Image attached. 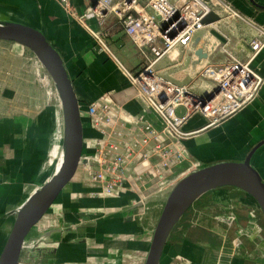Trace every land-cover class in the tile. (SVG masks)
Masks as SVG:
<instances>
[{
    "label": "crops",
    "instance_id": "0c3cea01",
    "mask_svg": "<svg viewBox=\"0 0 264 264\" xmlns=\"http://www.w3.org/2000/svg\"><path fill=\"white\" fill-rule=\"evenodd\" d=\"M206 1L222 12L220 21L196 30L185 46H174L151 66L155 75L186 87L196 97L215 86L203 71L223 68L234 60L247 62L249 42L257 30L264 29V0ZM89 3L73 0V7L82 13L92 5ZM223 5L232 13L224 12ZM146 11L154 14L149 8ZM0 16L38 31L61 59L78 101L83 142L98 136L89 125L87 108L103 95L111 98L112 113L135 138L140 136L134 122L139 114L156 129L161 127L123 70L137 73L153 56L148 47L134 44L115 16L107 15L103 25L96 20L87 22L103 35L112 55L101 51L88 31L55 0H0ZM154 45L162 48L160 40ZM197 49L206 58L196 57ZM3 53L8 56L6 65L17 57L22 61L19 69L26 65L27 74L32 73L30 50L0 41V55ZM248 66L263 78L257 96L217 124L210 125L198 112L185 120L182 131L190 135L182 142L184 160L165 172L163 193L152 194L156 188L151 184L144 187V193H150L144 203L147 211L133 203L131 193L118 198L91 196L79 167L52 208L26 236L15 264H144L165 203L182 179L218 164L242 163L251 154L249 164L264 184V50ZM7 69L6 82H0V98L6 106L0 114V255L19 209L50 175L46 159L57 116L55 105L37 114L29 111L30 92L21 96L23 90L19 92L13 85L21 90L31 81H18L13 70ZM158 264H264V220L256 198L234 186L199 196L174 225Z\"/></svg>",
    "mask_w": 264,
    "mask_h": 264
},
{
    "label": "built area",
    "instance_id": "2783aa9c",
    "mask_svg": "<svg viewBox=\"0 0 264 264\" xmlns=\"http://www.w3.org/2000/svg\"><path fill=\"white\" fill-rule=\"evenodd\" d=\"M55 1L67 16L88 31L101 51L112 55L103 35L91 29L87 22L96 20L103 25L104 18L113 15L134 44L139 48L148 47L153 56V61L137 73L126 71L114 59L143 98L145 109L157 116L161 127L156 129L144 114H139L134 122L140 136L135 138L126 124L112 113L111 98L103 95L87 108L89 125L98 136L83 142L79 165L91 196L118 198L131 193L135 196L133 203L147 211L144 203L150 193H144V187L151 184L156 188L152 194L163 193L167 186L165 172L184 160L182 142L190 135L182 131L185 120L198 112L214 125L240 111L257 96L263 78L249 68L248 61L264 50V29L257 30L249 42L247 62L234 60L223 68L203 71V76L214 82L219 92L201 106L186 87L161 79L151 66L174 46H185L192 34L203 27L201 19L212 10L206 0H176L174 3L146 0L145 4L143 0H89L92 5L82 13L76 12L73 0ZM223 6L224 12L232 13L229 7ZM147 8L154 15H150ZM156 40L162 42V48L154 45ZM179 107L184 108V117L176 115ZM130 135L132 137L128 138ZM154 159L158 160L156 164Z\"/></svg>",
    "mask_w": 264,
    "mask_h": 264
},
{
    "label": "water",
    "instance_id": "95a60500",
    "mask_svg": "<svg viewBox=\"0 0 264 264\" xmlns=\"http://www.w3.org/2000/svg\"><path fill=\"white\" fill-rule=\"evenodd\" d=\"M221 16L220 11L212 9L200 23L203 26L214 24L220 21ZM0 41L30 50L46 68L62 105L61 111L67 132L65 158L58 174L51 186L41 193L33 204L18 213L0 255V264H15L30 230L48 213L78 172L83 151V128L78 101L71 82L61 59L44 37L36 30L18 25L16 29L0 28ZM195 55L199 59L206 58L202 49H197ZM218 92L219 87L215 85L204 96L195 97L200 101L201 106H204ZM250 157L251 154L242 163H224L198 170L178 182L165 203L144 264L159 263L163 247L174 225L199 196L212 189L234 186L245 190L256 198L264 217V184L256 171L251 168Z\"/></svg>",
    "mask_w": 264,
    "mask_h": 264
},
{
    "label": "rangeland",
    "instance_id": "374dc122",
    "mask_svg": "<svg viewBox=\"0 0 264 264\" xmlns=\"http://www.w3.org/2000/svg\"><path fill=\"white\" fill-rule=\"evenodd\" d=\"M149 12L153 13L152 11H149ZM0 22H5L9 24L14 23L11 20L7 19L6 16H0ZM9 44H12V43H9ZM7 58L8 56L6 55V53H3L0 55V71L4 72L2 74L0 73V82H3V83L6 82L5 76L7 74H5V72L7 68L10 70H13V73L11 74H14V77L16 80L21 81V79H25V80L31 81L28 87L24 88L23 86V88L21 87V90H20V87H18V84H16L15 86L13 85L14 88L16 87L17 91L21 92L23 90L21 92V96L24 94L27 95V93L30 92L29 96L32 97L31 99L32 103L29 105H26V107L29 108L28 109L29 111L33 112L34 114H37V113H40L42 110H44L43 108L48 105H55L56 107L55 109L57 111L58 118H56L57 116L54 115L55 119L52 125L53 129H52V135H51V144H50L49 153L46 159L48 170L51 171L52 170L51 156L53 152L52 149L54 147V144L58 141L59 136L62 135L61 124L64 123L63 114L61 111L62 105L60 103L58 93L55 90V86L52 82V78L50 74L34 55H33V61L29 62V66L31 67L30 70H32V73L30 74H27V72L25 71L26 65L23 66V68L21 67V69H19V67L22 66V61L19 60L17 57L12 58L11 60H13V63L9 62V65H6ZM1 101L2 100L0 98V114L5 113V108H6V106H4ZM15 106L17 108L19 107V104H16ZM175 113L178 116H182L183 114H185V110L183 107H179L176 109ZM56 119H58V122ZM263 220H264V217H263Z\"/></svg>",
    "mask_w": 264,
    "mask_h": 264
},
{
    "label": "bare ground",
    "instance_id": "6f19581e",
    "mask_svg": "<svg viewBox=\"0 0 264 264\" xmlns=\"http://www.w3.org/2000/svg\"><path fill=\"white\" fill-rule=\"evenodd\" d=\"M18 25L19 24H17V23L9 24V23H5V22H0V28H15L16 29V26H18ZM61 109H62V106H61ZM56 120L58 122V119H56ZM61 125H62V130H63L62 137L60 138V136H59V139L56 142V145L52 149L53 152L51 151L52 152V156H51V158H52V161H51L52 170L50 171V175L42 183V185L39 186L38 189L31 196H29L26 199V202L19 209L20 212H22L24 209H26L31 204H33L39 198L40 194L43 193L44 191H46L51 186L52 182L54 181V178L56 177V175L58 174V172L62 166V163H63L64 158H65L66 147H67V132H66L65 123H63Z\"/></svg>",
    "mask_w": 264,
    "mask_h": 264
}]
</instances>
